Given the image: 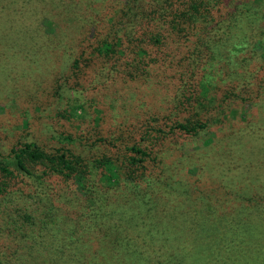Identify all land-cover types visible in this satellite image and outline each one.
<instances>
[{"label": "trees", "instance_id": "obj_1", "mask_svg": "<svg viewBox=\"0 0 264 264\" xmlns=\"http://www.w3.org/2000/svg\"><path fill=\"white\" fill-rule=\"evenodd\" d=\"M104 5L111 9L105 20ZM46 12L101 30L88 56L80 58L81 48L72 60L71 73L82 59L95 58L122 61L133 68L130 77L142 80L150 64L165 63L159 48L169 33L197 38L184 61H175L176 100L160 110L152 105L142 124L125 126L137 134L123 143L96 135L100 111L93 104L55 89L53 118L67 127L57 135L59 146L30 140L0 153V264H89L78 242L103 218L114 221L104 227L112 234L110 264H263L264 185L253 176L260 184L248 179L229 187L236 180L226 161L230 142L218 150L219 199L194 192L166 159L176 150L172 135L194 136L242 113L237 102L248 99L235 93L230 78L251 54L264 59V0H0V54H13L11 36L30 33L29 21L48 18ZM216 88L223 91L218 103L209 94ZM115 189L131 190L127 203L137 204L136 214L103 203ZM156 211L162 214L156 219L148 214ZM139 226L142 250L125 232Z\"/></svg>", "mask_w": 264, "mask_h": 264}, {"label": "rangeland", "instance_id": "obj_2", "mask_svg": "<svg viewBox=\"0 0 264 264\" xmlns=\"http://www.w3.org/2000/svg\"><path fill=\"white\" fill-rule=\"evenodd\" d=\"M103 7L102 16L105 20L111 9L105 5ZM73 10L78 16L81 14L80 7ZM46 14L48 18L41 15L37 21H29L28 26L32 29L30 33L18 32L11 36L10 43L15 46L14 55L5 52L0 54V153H7L17 142L30 140L45 147L59 146L57 135L65 134L67 127L65 123H57L53 118L57 105L55 89L61 96L75 94L86 106L93 104L100 111L96 135L116 137L121 143L132 134H137L135 131L129 135L124 130L125 126L142 124L152 105L160 110L163 106L170 107L176 100L177 86L170 87L176 81V76L172 77L176 68L175 61L184 59L188 43L197 38V33H186L184 36L169 33L164 39L166 43L158 47V61L165 63L158 68L150 64V73L142 80L130 77L134 70L122 61L95 58L85 62L82 59L78 63V70L71 73L69 66L72 60L80 54L81 48L84 54L80 58L88 56L97 38L102 36L101 30L92 27L90 23L65 19L63 14ZM35 26L37 28L33 30ZM84 38L87 41L82 43V47L78 46L77 41ZM247 58L246 64L233 71L230 78L235 93L248 99L237 102L242 113L222 119L205 132L194 136L175 134L171 137L177 141V146L166 163L174 173L185 176L194 192H203L213 199H219L218 169L222 161H219L218 150L224 142L229 141L232 146L226 161L232 174H236V180L229 187L239 188L248 179L260 184L259 180L255 181L256 177L264 185V59L256 54ZM166 68L168 70L162 72ZM209 94L218 103L223 91L216 88ZM134 130V127L130 129ZM90 135L84 136V142L92 139ZM227 189L229 192L232 190ZM129 191L115 189L108 192L103 203H112L118 210H126L125 214H136L137 204L127 203L130 201L127 200ZM151 197L160 204L158 196ZM156 200L150 203L154 206ZM132 201H135L134 195ZM157 213L148 214L156 219L162 215ZM171 213L174 214L173 211ZM174 219L175 224L178 222L176 215ZM100 222L97 221L98 226L94 223L90 225V234L82 235L78 242V251L83 254L81 257L84 260H89V264L111 263L109 254L113 252L112 249L107 252V249H110L112 234L106 236L104 232H108L109 229L105 228L114 221L103 218ZM125 232H128L136 248L144 249V228H128Z\"/></svg>", "mask_w": 264, "mask_h": 264}]
</instances>
